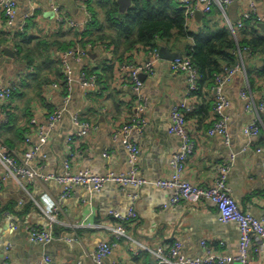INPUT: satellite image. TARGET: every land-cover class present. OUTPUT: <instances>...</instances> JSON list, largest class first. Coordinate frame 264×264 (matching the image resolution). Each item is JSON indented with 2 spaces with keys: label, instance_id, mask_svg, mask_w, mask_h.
Listing matches in <instances>:
<instances>
[{
  "label": "crops",
  "instance_id": "1",
  "mask_svg": "<svg viewBox=\"0 0 264 264\" xmlns=\"http://www.w3.org/2000/svg\"><path fill=\"white\" fill-rule=\"evenodd\" d=\"M14 1L16 13L9 25L0 9V35L5 32L13 39L25 32L31 39L30 47L37 40L58 41L60 47L50 48L46 44L48 48L36 52V61L42 62L35 69V64L27 66L15 55L5 53V47L14 52L11 42L0 43V89L14 87L12 101H0V141L17 159L27 148H36L29 166L50 175L64 171L68 156L66 139L73 136L72 170L118 174L131 170L119 131L134 115H139L145 121L129 130L128 139L138 148L137 174L148 183L120 186L107 182L100 190L76 184L63 195V185L53 179L24 177L22 186L13 178H4L0 164V264L5 260L10 264H39L43 256H49L55 264H97L92 253L99 242L109 238L106 226L115 223L111 212L126 215L130 207L135 216L124 222L129 238L119 239L99 264H156L154 256L141 245L155 248L174 241H179L183 253L190 257L204 258L208 250L214 255L237 257L240 231L236 223L221 222L217 208L208 200L194 204L181 200L169 205L172 190L153 182L170 174L169 158L179 146L178 136L170 131L171 111L186 102L193 107L185 111V130L193 142V151L186 160L183 178L196 185L211 186L221 174L220 167L227 165V186L239 208L264 219V125L255 134L245 133L256 116L246 110V101L240 96L247 82L258 103L264 98V78L254 71L251 85L247 74L237 72L223 84V94L230 102L224 110L227 137L209 134L215 119L214 84L204 86L199 94L189 95L188 72L171 70L172 60L162 58L158 52L164 47L171 52L178 50L182 56L181 42L159 43L153 49L155 54L141 44L125 50L123 43L114 45L109 39L87 43L82 54L67 58L71 78L68 82L61 59L65 52L75 48V33L84 30L89 21V7L100 22H105L100 1L55 0L64 20L57 19L49 0ZM189 5L193 13L187 15L186 24L192 32L204 28L206 19L212 30L228 27L226 18L234 25L250 9L254 13L251 21L259 17L257 24L264 23V0H232L224 7V14L218 7L203 13L202 3L196 0H189ZM195 11L201 12V16L196 18ZM243 26L235 30V38L241 37ZM105 29L112 32L108 25ZM148 60L153 70L141 73L142 87L137 94L129 72L132 65ZM253 63L258 68L264 64V58L256 57ZM244 66L247 69L252 64L244 59ZM83 72L87 76L95 73V83L81 84ZM55 110H60L61 116L48 128V117ZM74 116L88 123L82 135H78L81 128ZM40 130L47 134L43 144L39 140ZM52 203L58 206L59 220L51 225L40 206ZM32 226L50 228L54 238L48 242L34 240L30 234ZM65 236L71 239L66 240ZM260 242L256 238L251 241L249 264H264V247L260 248Z\"/></svg>",
  "mask_w": 264,
  "mask_h": 264
},
{
  "label": "built area",
  "instance_id": "2",
  "mask_svg": "<svg viewBox=\"0 0 264 264\" xmlns=\"http://www.w3.org/2000/svg\"><path fill=\"white\" fill-rule=\"evenodd\" d=\"M202 3V12L208 13L213 7H218L224 14V7L232 0H196ZM51 9L56 14L58 20H62L64 17L61 14L59 6L55 3V0H49ZM181 6L187 8L188 14H192L193 10L189 5V0H178ZM16 2L14 0H0V9L3 12L5 22L9 25L16 13ZM254 15L253 10L244 11L239 21L232 25L227 20L228 28L231 35L235 38V30L241 28L244 25V21L251 19ZM225 16V15H224ZM226 17V16H225ZM260 21V18H256ZM67 23L73 26V22L67 20ZM155 54V50L152 51ZM83 48L77 45L74 49L69 50L63 54L61 59L63 70L68 82H71L70 69L67 64L68 57L82 54ZM239 61L235 66L225 67L223 71L216 74L214 77V91L212 110L215 115V119L208 129L209 134H221L226 136L227 132V117L224 115V110L229 106L230 102L223 94L222 87L225 82H228L232 76L237 72H242L246 75V68L244 66V58L250 55L249 48L245 47L243 53L238 51ZM170 68L173 71L184 70L189 74L188 77V94L198 88L199 73L196 67L192 64L191 60L187 56H179L170 61ZM152 62L150 60L135 64L131 66L129 75L133 83V89L139 94L142 87V80L140 78L141 73H152ZM96 81V74L87 76L86 73H82L80 76L81 84L88 86L94 84ZM248 83L240 91V96L246 101L245 108L247 111H252L256 118L253 119L245 128V133L255 134L258 132L259 127L264 125V98L258 103L252 97L248 89ZM13 92V86L7 85L0 89V101L4 103L9 102ZM140 95L137 96V101L140 103ZM186 102H181L179 105L174 106L171 111V125L170 131L177 135L179 138V146L177 151L171 154L169 158L170 174L168 177L155 180L153 183L161 188H168L172 190V194L169 198V205H176L179 201L184 200L190 203H197L201 200L210 201L216 208L218 218L221 222H234L237 224L240 231L239 241V254L237 257H231L230 255L220 253L212 254L210 250L207 251V255L204 258L190 257L182 251V246L179 241H174L167 245H158L155 248H149L141 245V248L149 251L155 259L156 264H249V246L254 238L260 239V248L264 247V219H259L253 216L250 212L241 210L229 192L227 186L226 172L227 165L220 167L221 174L215 179L214 184L211 186H200L189 182L184 179L182 174L185 169L186 160L193 151V142L187 131L185 130V111H191L193 107L187 106ZM138 108L142 109V105H138ZM61 116L60 110H55L48 117V128L52 127L53 123ZM74 122L81 128L78 135H82L88 127V123L81 121L77 116L73 117ZM145 119L139 115H134L130 123H125L121 126L119 133L122 137V143L125 145L128 151V162L131 166V170L128 172H121L115 174L113 172H107L105 174H94L88 170L74 171L71 169V159L74 157L72 150V144L74 142L73 136H69L66 139V146L68 150V156L64 162V171L62 173L44 175L40 172L33 170L29 166V161L33 158L36 148L29 147L25 150L22 158L17 159L12 154L10 149L2 141H0V164L4 168V178H13L19 184H22L21 178L24 177H40L42 179H53L63 185V195L68 194L71 188L76 184H81L85 187H91L95 190H100L107 182H114L120 186L129 184L143 185L148 183V180L137 174L136 160L138 154V148L135 143L128 139V132L131 128L139 126ZM117 136V134H115ZM227 137V136H226ZM40 143L43 144L47 140V134L44 130L39 132ZM26 144L29 143V139H25ZM41 211L52 225L58 222V206L56 203L50 205L40 206ZM111 215L115 219V223L108 225L109 238H105L99 242L97 247L92 253V258L95 263L99 264L103 258H105L116 245V242L125 237L129 238L126 232L124 222L130 220L135 216L133 207H130L126 213L120 214L118 212H111ZM31 237L34 240L48 242L54 238V234L51 229H43L32 226L30 228ZM66 240H70L71 236H65ZM204 245V242H202ZM136 252V251H134ZM3 264H10L8 261H4ZM39 264H55L52 262L49 256H43Z\"/></svg>",
  "mask_w": 264,
  "mask_h": 264
},
{
  "label": "trees",
  "instance_id": "3",
  "mask_svg": "<svg viewBox=\"0 0 264 264\" xmlns=\"http://www.w3.org/2000/svg\"><path fill=\"white\" fill-rule=\"evenodd\" d=\"M99 1L105 22H100L94 9L89 7L90 19L84 30L75 33L73 48L77 45L84 48L87 43L95 44L104 39H109L114 45L123 43L125 50L135 44L153 50L158 48L159 43L168 45L181 42L183 56L190 58L199 73L198 88L191 94H199L204 86L214 84L216 74L225 67L235 66L239 61L238 51L242 55L243 49L247 47L250 55L244 59L252 64L251 68L246 69L249 84L252 85L251 75L254 71L264 78V64L256 68L253 63L256 57L264 58V30H260L255 18L244 23L240 38H234L226 25L217 26L214 30L209 29L207 19L203 21L204 28L198 32L190 31L186 24L187 8L181 6L177 0H132L124 12L118 11L115 0ZM105 25H108L112 32L107 33ZM189 38L191 43L184 42ZM7 41L12 43L15 57L24 61L27 66L35 64V69L42 62L36 61V52L44 51L46 44H49L50 48L53 45L58 49L60 47L58 41L50 40H37L34 46L30 47L31 39L25 32L14 35L13 39L5 32L1 33L0 43ZM12 95L9 102L12 101ZM8 116L10 117V114Z\"/></svg>",
  "mask_w": 264,
  "mask_h": 264
},
{
  "label": "water",
  "instance_id": "4",
  "mask_svg": "<svg viewBox=\"0 0 264 264\" xmlns=\"http://www.w3.org/2000/svg\"><path fill=\"white\" fill-rule=\"evenodd\" d=\"M131 1L132 0H116V3L118 4V10L119 12H124L126 10L127 7L130 6L131 4ZM194 15L196 18L200 17L201 16V12L199 11H195L194 12ZM259 27L264 30V23L262 22H259ZM4 51L5 53L10 56V57H14V52L12 49L8 48V47H5L4 48ZM159 55L162 57V58H165V59H169V60H173L174 58L176 57H179L180 56V52L178 50H175V51H168L167 49H165L164 47H161L159 49ZM141 74H140V78H141ZM235 264H239L238 262H235Z\"/></svg>",
  "mask_w": 264,
  "mask_h": 264
}]
</instances>
